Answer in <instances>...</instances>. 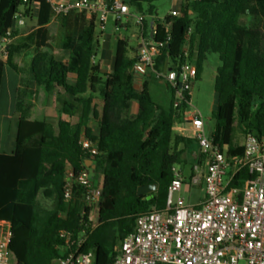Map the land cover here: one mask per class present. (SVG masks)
<instances>
[{"label":"trees","instance_id":"1","mask_svg":"<svg viewBox=\"0 0 264 264\" xmlns=\"http://www.w3.org/2000/svg\"><path fill=\"white\" fill-rule=\"evenodd\" d=\"M36 1L41 13L49 11L47 0ZM157 1L124 0L144 13L147 5L146 13L155 16L153 41L163 44L155 58V70L164 73L166 63L168 70L174 69L187 59L189 47V59L199 79L207 56L218 54L221 65L214 83L217 108L212 114L215 128L211 138L220 148L228 147L229 158L242 157L244 147L235 142L237 128L245 135L253 133L264 139V34L259 26L264 23V0H194L180 6V17L167 15L162 22L156 19ZM23 3L0 0V42ZM244 16L252 22L243 25ZM96 18L91 13L84 24L70 63L50 61L45 85L47 93L65 95L60 100V113L70 117L79 114V123L60 119L54 126L46 121L20 120L15 151L0 154V220L12 225L8 264H56L65 246L60 232L79 234L84 223L93 230L81 251H93L96 264L112 263L117 243L134 230L137 217L152 207L166 205L174 167L188 165L179 144L188 145L192 139L174 131L186 105L183 113L174 108V91L169 85L172 97L167 110L153 99L148 80L141 89L136 88L132 73L136 58L128 57L126 40L118 41L112 73L102 76L100 66L93 63ZM25 46L7 45L6 60L0 58V91L4 67H14L15 52ZM43 62L44 56L33 62L38 83L44 79ZM71 67L75 68L74 84L68 81ZM133 102L138 112L129 115ZM92 120L100 129L97 136L89 127ZM82 138L97 145V156L82 148ZM87 160L93 161L95 168L90 169L102 177L95 224L92 208L83 201L84 186L75 183L72 199L65 198L67 169L72 168L77 177L88 170ZM253 177L243 168L234 175L231 187H241ZM152 184L157 185L154 192L138 194L140 187ZM40 195L53 200L54 208H42Z\"/></svg>","mask_w":264,"mask_h":264},{"label":"built area","instance_id":"2","mask_svg":"<svg viewBox=\"0 0 264 264\" xmlns=\"http://www.w3.org/2000/svg\"><path fill=\"white\" fill-rule=\"evenodd\" d=\"M23 5L13 17L6 37L0 42V58L6 60L7 45L14 35L27 25L31 7L39 6L36 0H23ZM190 3L194 0H176ZM181 4V5H182ZM58 16L71 12H90L99 15L102 23L109 16L121 21L129 13V7L122 0H72L54 4ZM180 17V7H174L168 14ZM144 17L137 19L143 26ZM163 24L168 28L170 24ZM104 28V24H102ZM193 28L189 29V35ZM155 31L153 32V36ZM163 44L144 42L132 67L135 81L155 75L174 91V108L182 113L183 106H192V94L198 71L189 59L166 74L155 70V58ZM94 60V57H93ZM192 133L204 155V170L195 165L189 176L174 167V178L168 187L166 205L152 207L137 217L134 230L122 241L110 264H264V139L253 133L245 135L242 157L229 158L228 147L220 148L206 135L205 120L199 111L190 114ZM82 148L91 156L99 154L97 145L82 138ZM248 169L254 175L241 187H231L234 175L241 169ZM228 177V179H227ZM189 179L192 187L201 183L205 186V198L198 205L186 204L176 198L183 184ZM65 198L71 200L75 183L84 186L83 201L86 206L98 207L102 196V185L93 184L88 170L77 177L72 168L66 171ZM79 234L62 230L63 255L56 264H96L95 254L81 249L92 232L89 223ZM12 225L0 220V264L9 262V246Z\"/></svg>","mask_w":264,"mask_h":264},{"label":"crops","instance_id":"3","mask_svg":"<svg viewBox=\"0 0 264 264\" xmlns=\"http://www.w3.org/2000/svg\"><path fill=\"white\" fill-rule=\"evenodd\" d=\"M47 1L50 5L49 11L43 10L41 13L40 6L33 5L27 15V25L18 31L12 39L13 44L26 46L15 52L12 59L14 67L8 65L4 67L0 91V154H12L15 151L18 122L20 120L46 121L54 126H57L60 119H65L74 124L80 121L78 120L80 118H77L76 115L72 117L61 115L60 100H64L65 95H58V93L49 94L45 89V85L52 59L66 64L71 62V55L79 46L84 24L89 19L91 13L71 12L65 16H58L55 12L54 4L66 3L72 0ZM122 1L124 2V0ZM181 4L182 2L175 1L174 7H180ZM146 6L144 5L145 13L135 8L137 15H134L131 12L133 7L128 5L129 13L123 16L118 24L113 16H109L108 20L102 23L99 15H96L93 63L100 66L102 76L106 77L113 71L119 40H126L127 55L130 59H135L138 56L144 42L152 41L153 32L156 27L155 16H150L146 13L148 10ZM141 16L144 17V21L143 26L139 27L137 19ZM41 19L46 21L41 23ZM156 19L158 22L164 20V18L160 19L157 14ZM102 24H104V28ZM39 56H44V79L42 83L37 82L32 70L33 62ZM98 56L100 57L99 60L97 59ZM141 80L144 82L145 79ZM141 80L135 81V86L136 82ZM68 81L74 84L76 75L70 73ZM17 112L19 115L16 114ZM137 112L138 105L136 102H133L131 104V115H136ZM182 115V118L176 122L174 131L176 135L192 139L188 145L185 143L179 144V150H184L187 159L191 161V164L184 165L182 169L186 176H189L195 165H200L202 170H204V157L201 147L192 133L190 116L186 112ZM89 127L93 135H99L100 129L94 120L90 121ZM195 143L198 144V148L194 147ZM196 155H199V157L197 156V158ZM197 187L203 189V195L199 201L187 204L198 205L204 200V183H201Z\"/></svg>","mask_w":264,"mask_h":264},{"label":"rangeland","instance_id":"4","mask_svg":"<svg viewBox=\"0 0 264 264\" xmlns=\"http://www.w3.org/2000/svg\"><path fill=\"white\" fill-rule=\"evenodd\" d=\"M176 0H159L154 3L156 14L160 19L165 18L170 11L174 8ZM149 7L146 6V9ZM132 14L137 15L136 9L133 7L131 10ZM252 21L250 17L244 16L241 19L243 25H248ZM264 34V23L259 24ZM189 50V47H187ZM99 56L97 59L99 60ZM221 65V61L218 54H209L207 59L203 62L202 72L200 78L195 82L193 87L192 95V106L186 108L184 112L189 115L192 111H199L202 117L205 120V131L208 137L212 136V132L215 128V121L212 118V114L216 109V93L214 90L215 76L217 68ZM75 72V68L71 67V73ZM105 77V76H104ZM150 83L151 94L156 103L160 104L166 110L169 108L170 99L172 97V91L169 88L168 84L162 80L158 79L155 75H149L145 78ZM160 81H162L160 83ZM143 80L136 82V88L141 89ZM183 113V110L181 111ZM19 115V113H16ZM129 115H131V108L129 110ZM77 118L79 114H76ZM80 120V119H78ZM245 134H243L238 128L236 130V139L235 142L237 145L242 146L244 143ZM195 148H198V144L195 143ZM188 165L191 164L190 159H187ZM86 165L88 167V173L90 175L91 181L93 184L101 185L102 177L99 174H96L90 169L93 167V163L90 160H87ZM178 169H183L184 165H177ZM94 168V167H93ZM228 179V177H227ZM203 195V189L201 187H193L190 184L189 179L183 184L181 191L176 194V198L180 197L185 201V203H194L199 201ZM39 204L44 209H53L55 203L51 199L44 198L42 195L39 196ZM98 208L93 207L91 209V221L96 223L98 220L97 217ZM120 243H117L115 250L120 248ZM91 255L94 254L93 251H90ZM244 264V263H242Z\"/></svg>","mask_w":264,"mask_h":264},{"label":"water","instance_id":"5","mask_svg":"<svg viewBox=\"0 0 264 264\" xmlns=\"http://www.w3.org/2000/svg\"><path fill=\"white\" fill-rule=\"evenodd\" d=\"M1 39V38H0ZM168 71V63H166L165 65V68H164V74H166ZM92 163L93 161L90 160ZM93 167L95 168V165L93 164ZM93 168V169H94ZM157 189V185L156 184H152V185H147V186H142L139 188L138 190V194L139 195H146V194H149V193H152L154 192L155 190Z\"/></svg>","mask_w":264,"mask_h":264}]
</instances>
